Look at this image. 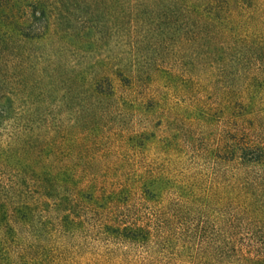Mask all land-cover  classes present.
I'll use <instances>...</instances> for the list:
<instances>
[{"label": "trees", "instance_id": "16d2710c", "mask_svg": "<svg viewBox=\"0 0 264 264\" xmlns=\"http://www.w3.org/2000/svg\"><path fill=\"white\" fill-rule=\"evenodd\" d=\"M125 2L150 8L146 14L163 20L171 17L179 41L185 22L195 54L219 63L227 95L235 74L236 128L227 125L223 134L221 182L146 170L133 186L112 187L83 178L82 167L62 160L63 130L59 119L46 118L54 111L48 99L75 89L86 71L62 70L53 59L74 40L83 46L89 35H99L92 20L106 14L104 6L117 20L139 12H119L115 6ZM99 4L103 9L95 8ZM78 15L88 26H80ZM94 76L88 86L94 106L104 99L136 105L153 97L136 66H114ZM122 87L127 93L120 98ZM128 201L139 211L117 214L114 204ZM90 229L107 242V257L78 256L79 246L69 243L81 242ZM164 259L264 264V0H0V264Z\"/></svg>", "mask_w": 264, "mask_h": 264}, {"label": "rangeland", "instance_id": "374dc122", "mask_svg": "<svg viewBox=\"0 0 264 264\" xmlns=\"http://www.w3.org/2000/svg\"><path fill=\"white\" fill-rule=\"evenodd\" d=\"M103 6L95 8L100 10ZM104 7L105 15L89 19L95 20L94 32L100 31L99 35H89L83 46L74 40L65 46L63 55L53 59L62 70L86 71L81 81L74 82L75 89L52 93L48 99V109L54 111H49L46 118L51 122L59 119L63 130L66 152L62 160L82 167L83 178H94L97 184L100 181L112 187L129 182L133 186L138 174L146 170L177 180L221 182L225 165L217 156L223 134L227 125L236 128L235 74L231 75L227 95L229 86L219 63H212L201 52L195 54L185 22L180 23L179 41L171 17L163 20L157 14H146L150 8L125 2L115 6L119 12L129 8H139V12L127 13L124 19L117 20ZM75 19L80 26L89 24L80 15ZM114 66L141 69L146 74L144 88L150 89L152 99L136 105H118L112 99H104L101 105L94 106L95 96L88 86L95 74L108 72ZM67 78L64 76V80ZM118 91L120 98L126 96V88ZM60 101H64L63 105ZM70 143L77 150L76 155L69 153ZM134 204L135 201H128L114 205L120 208L117 214L132 215L139 208H134ZM140 208L139 214L143 215L144 207ZM91 230L81 242L78 239L69 243L79 246L78 256L103 257L108 244ZM134 256L129 254L130 258ZM162 264L172 263L164 259Z\"/></svg>", "mask_w": 264, "mask_h": 264}]
</instances>
